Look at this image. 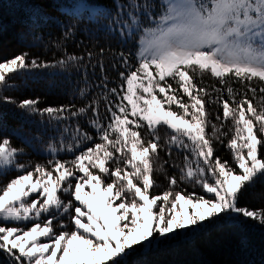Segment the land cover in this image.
Returning a JSON list of instances; mask_svg holds the SVG:
<instances>
[{"label":"snow or ice","instance_id":"snow-or-ice-1","mask_svg":"<svg viewBox=\"0 0 264 264\" xmlns=\"http://www.w3.org/2000/svg\"><path fill=\"white\" fill-rule=\"evenodd\" d=\"M105 2L113 7L98 0H52L58 5L56 17L38 6L29 13L25 28L59 27L65 17L75 20L65 28L64 39L80 25L89 34L125 43L138 32L142 35L135 64L123 51L118 53L124 71L120 86L108 90L112 99L103 97L108 113L103 118L96 100L80 108H40L37 99L0 97L47 117L49 124L90 111L89 123L96 130L93 136L77 128L82 139L74 137L75 147L91 144L74 159L53 158L31 168L18 161L23 149L0 134V179L10 171L18 173L0 185V252L8 264H147L144 257L162 245L215 227L229 229L247 248L246 233L257 226L264 229V210L238 203L247 188L264 178V0ZM104 51L100 48L98 55ZM87 57L90 62L93 53L88 51ZM84 59L67 55L49 64L29 59L28 52L15 55L0 61V91L22 72L78 68ZM192 73L201 78L199 85ZM205 74L214 83L205 84ZM203 97L208 105L222 108V116H215L218 124L210 119ZM228 120L231 126L224 131ZM2 121L0 113V126ZM161 126L170 130L163 139ZM214 142L230 151L231 165L215 155ZM173 147L191 158L185 154L182 164L173 163L179 175L166 174L167 190L154 195L153 172L164 168L154 169L153 161L160 160L162 151L171 156ZM49 148L55 157L63 144ZM67 150L72 152L73 146ZM182 183L199 185L208 198L182 194L176 190ZM65 215L67 223L60 219Z\"/></svg>","mask_w":264,"mask_h":264},{"label":"trees","instance_id":"trees-1","mask_svg":"<svg viewBox=\"0 0 264 264\" xmlns=\"http://www.w3.org/2000/svg\"><path fill=\"white\" fill-rule=\"evenodd\" d=\"M98 2L105 4L108 8L113 7L110 2L106 3L105 0H98ZM159 2L162 1L158 0ZM34 6L42 8L47 16L56 17L58 15L56 11L58 5L52 3V0H49L48 3H41V0H0V61L10 59L23 52L29 53V59L38 58L49 64H55L56 61L67 55L83 56L85 59L78 68L62 69L56 66L22 72L10 80L11 87L0 91V97L7 96L17 102L25 99H37L40 108L63 105H75L76 108H80L96 100L100 117L108 115L107 102L103 97L107 94L109 99H112L108 90L120 86L119 73L124 71L118 53L123 51L130 56V61L135 64L138 35L136 34L133 39L125 43L122 39L110 38L102 34H89L83 30L84 25H80L73 35L64 39L65 28L76 24L75 20H69L67 17L59 27L49 24L42 28H25L24 25ZM154 10L159 13L158 7ZM100 48L105 50L103 56L98 55ZM88 51L93 53L90 62L87 57ZM100 61L103 62L104 71L100 70ZM192 75L194 81L199 85L201 78L196 77L194 73ZM203 80L208 85L214 83L210 74H205ZM254 83L259 86L258 81H254ZM81 89L85 92L84 96H81ZM181 95L183 94L181 93ZM249 98H251V94H249ZM203 99L210 113V119L218 124L215 116L217 114L222 116V108H218L217 105H208L207 97H203ZM184 100L187 101L188 98L184 96ZM252 103L257 106L256 100H252ZM172 107L173 110L179 111L175 105ZM0 113L3 114L0 134L10 139L13 147L23 149V153L18 155V161L28 168L37 163L46 165L53 158L62 161L74 159L75 155L91 144L90 141L82 142L79 148L75 147L77 140L74 137L82 139L80 133L76 131L77 128L81 133L87 132L95 136L96 130L89 123V120L93 118L90 111L85 116L69 117L66 120L53 121L49 124L47 117L41 118L39 115L30 114L15 104L6 103L0 99ZM230 126L231 120L226 121L224 131H227ZM210 130L209 128L208 131ZM139 131L144 135L145 140L149 138L145 135V129ZM165 131L169 130L161 126L162 139ZM231 135L229 133V137ZM225 142H227L226 139ZM61 144H63V150L58 151L53 157L49 145L59 149ZM69 145L73 146L72 152L67 150ZM214 148L215 155L219 156L221 161H229L231 165L230 151L218 142H214ZM185 154L191 158L189 152L173 147L171 156L162 151L160 160L153 161L154 169L163 164L164 171L153 172V179L157 187L152 194H162L167 190L168 181L165 179V175H179V170L173 168L172 164H182ZM165 160L168 163H163ZM17 174L15 170L10 171L0 179V185L6 184ZM104 179L108 182L107 177ZM176 190L181 191L182 194L203 193L199 185L191 183H182ZM60 195L62 199L67 200L63 193ZM238 203L239 206L250 210H264V178L259 179L254 186L247 188L240 196ZM60 219L64 220V217ZM249 223L254 222L250 221ZM246 237L248 246L243 248L238 236L232 231L227 228L215 227L207 233L164 244L144 259L147 264H264V229H260L258 226L252 228L246 233ZM8 259L6 254L0 252V264H8Z\"/></svg>","mask_w":264,"mask_h":264},{"label":"rangeland","instance_id":"rangeland-1","mask_svg":"<svg viewBox=\"0 0 264 264\" xmlns=\"http://www.w3.org/2000/svg\"><path fill=\"white\" fill-rule=\"evenodd\" d=\"M162 1V0H161ZM158 14V13H157ZM145 25H149V21L148 20H144V22H143ZM137 35H138V41L136 42L137 43V45H138V48H139V46H140V44H139V39H140V36L142 35V33L141 32H138L137 33ZM138 48H137V50H138ZM136 55H137V53H136ZM163 127H165L166 128V126H163ZM170 131V130H169ZM195 195H203L206 199L208 198V194L207 193H202V192H200L199 194H194V197L193 198H195ZM66 202V201H65ZM64 220H65V222H68V217H67V215H65L64 216ZM13 223H15V222H13ZM22 225L23 224H26V223H28V222H20ZM43 239V238H42Z\"/></svg>","mask_w":264,"mask_h":264}]
</instances>
